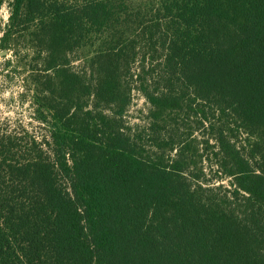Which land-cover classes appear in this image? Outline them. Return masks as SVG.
<instances>
[{
	"label": "trees",
	"instance_id": "trees-1",
	"mask_svg": "<svg viewBox=\"0 0 264 264\" xmlns=\"http://www.w3.org/2000/svg\"><path fill=\"white\" fill-rule=\"evenodd\" d=\"M8 4L37 129L0 126V264H264V0Z\"/></svg>",
	"mask_w": 264,
	"mask_h": 264
},
{
	"label": "rangeland",
	"instance_id": "rangeland-1",
	"mask_svg": "<svg viewBox=\"0 0 264 264\" xmlns=\"http://www.w3.org/2000/svg\"><path fill=\"white\" fill-rule=\"evenodd\" d=\"M9 0L0 5V38L9 20ZM8 50L0 49V126H27L37 129L32 117L28 76L34 68L33 54L28 40L31 25L21 22L15 26ZM22 29V30H21ZM1 52H4L3 54ZM147 104L140 93L134 92L125 118L129 123L142 122ZM209 172V168H205ZM211 172H213L211 170Z\"/></svg>",
	"mask_w": 264,
	"mask_h": 264
},
{
	"label": "water",
	"instance_id": "water-1",
	"mask_svg": "<svg viewBox=\"0 0 264 264\" xmlns=\"http://www.w3.org/2000/svg\"><path fill=\"white\" fill-rule=\"evenodd\" d=\"M2 54L4 53V52H1Z\"/></svg>",
	"mask_w": 264,
	"mask_h": 264
}]
</instances>
